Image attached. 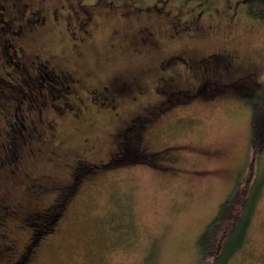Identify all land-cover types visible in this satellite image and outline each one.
Instances as JSON below:
<instances>
[{
	"label": "rangeland",
	"instance_id": "rangeland-1",
	"mask_svg": "<svg viewBox=\"0 0 264 264\" xmlns=\"http://www.w3.org/2000/svg\"><path fill=\"white\" fill-rule=\"evenodd\" d=\"M203 2L0 0L10 24L0 22V157L15 146L18 159L0 166V195L17 211L0 224V264L53 210L26 264H198L197 236L249 171L250 108L264 81V18L242 0ZM21 13L31 21L13 36ZM174 55L197 62L159 67ZM205 58L209 71L198 65ZM46 63L40 86L32 65ZM106 95L114 108L98 103ZM253 165L258 180L264 152ZM34 181L47 189L31 191ZM227 264H264V183L247 242Z\"/></svg>",
	"mask_w": 264,
	"mask_h": 264
},
{
	"label": "trees",
	"instance_id": "trees-1",
	"mask_svg": "<svg viewBox=\"0 0 264 264\" xmlns=\"http://www.w3.org/2000/svg\"><path fill=\"white\" fill-rule=\"evenodd\" d=\"M194 1L199 2L198 4H200V2L204 3L203 1L205 0ZM242 1L245 3V12L248 16L253 18H264V0ZM259 91H261L263 99L256 102L255 105L252 104L250 108V146L252 161L250 163L249 171L247 175L237 179L226 198L219 204L214 217L197 236L195 244L198 255V264H227L239 250L244 248L247 242L248 231L261 197L264 183V176L258 180L253 176V160L264 152V81L262 82ZM23 96L24 95H21V97ZM144 121L145 120L140 124L142 128L145 126ZM5 152L6 151H4V154ZM105 166L107 165H94V167ZM90 168L91 166H87L86 168L81 169L77 175L80 176V173L88 174V172L92 171ZM50 213L51 215L44 216L48 218V220L42 218L46 221L43 220L44 223L40 222L39 227H35V225L39 223L35 222V225H33L34 227L30 228V231L32 230L30 247L36 245L39 239L49 232L51 229L50 222L56 220L59 211L57 212V210H53ZM0 246L4 247V245ZM209 258L211 259L210 263Z\"/></svg>",
	"mask_w": 264,
	"mask_h": 264
},
{
	"label": "flooded vegetation",
	"instance_id": "flooded-vegetation-1",
	"mask_svg": "<svg viewBox=\"0 0 264 264\" xmlns=\"http://www.w3.org/2000/svg\"><path fill=\"white\" fill-rule=\"evenodd\" d=\"M61 6H62V4H60ZM4 7L5 6H3V5H1L0 6V10L1 9H4ZM30 13V15L32 16H34V18H32L33 19V23L34 24H36V23H39V22H41V23H44V20H45V16H44V14H42V15H39V13L37 12V11H35V10H33V11H30L29 12ZM24 14H26V13H21V16L23 17V19H24V24H22V23H17V28H18V31H16V30H12V32H11V34L13 35V36H17V35H19V33H21V31H22V27L23 26H25V25H27V23H30V18H27V17H24ZM72 13H69V15H71ZM0 15H2V12H0ZM50 15H51V18L53 19V20H56L57 18H58V16L59 15H57L56 14V12L55 11H51V13H50ZM77 22H76V24H77V27L79 28V26L81 25V24H83V23H85V20L83 19V21H82V23H81V21L79 20V18L76 20ZM0 22L1 23H3L4 24V27H2V28H4L5 29V27H10V24L9 23H7L6 21H5V19L3 18V17H0ZM69 23V21L67 20L66 22H65V24H68ZM6 25V26H5ZM173 25H175V24H173ZM73 27H74V25H73ZM180 27V26H179ZM80 29V28H79ZM85 31V30H84ZM176 31V30H175ZM140 32H141V41L142 42H145V43H147L148 42V40H149V37H150V35L152 34V32L151 31H149L148 29H147V27L146 26H144L141 30H140ZM12 44H10V46H11ZM13 51H16L15 49L13 50ZM14 55H17V53H15ZM172 58V59H171ZM171 58L170 57H168V58H166V59H164V60H162L161 62H160V68L161 69H168L170 66H171V64H172V62H173V65H175L176 64V62H179L180 61V63H182V65L183 66H185L186 68H189L190 69V66H192L195 62H197L196 60L195 61H192L191 59L187 62V61H181V60H179V59H183L184 57L183 56H179V55H174L173 57L171 56ZM211 60L209 59L208 60V58L206 59H203L202 60V62H199L198 63V65L200 66V67H203L205 70H210L209 69V67L207 66V62H210ZM229 61V60H228ZM9 62V61H8ZM47 62V61H46ZM194 62V63H193ZM225 62H227V61H225ZM231 62V61H230ZM229 62V63H230ZM9 63H11V61L9 62ZM13 64H14V66L15 67H18L19 68V71H20V74H22L23 75V73H26V76H29V71H27L25 68H22V66H21V62H12ZM228 63V64H229ZM192 64V65H191ZM45 66H47V63L46 64H42L41 66L39 65V64H35V65H32V67H34V75H35V78H37V81H38V83H40V86L43 84L42 82H43V80H44V76L42 75V72H40L41 71V69H42V67H45ZM216 67H217V65H216ZM53 72H52V74L53 75H55V71L54 70H52ZM33 72V71H32ZM57 73V72H56ZM44 74H46V72L44 73ZM47 76H48V74H47ZM62 76L63 77H65V74H64V71H62L61 69L59 70V72L56 74V78L57 79H59V80H63V78H62ZM46 78H48V77H46ZM21 79H23V78H21ZM204 84H209V83H207L206 81H205V83H201L200 85H204ZM197 86H199V84H197ZM196 86V87H197ZM195 87V88H196ZM107 88V86L106 85H103L102 86V88H99V87H95L94 89H96V90H90L89 91V93L91 92H95V93H98V95H100V94H103V90H105ZM194 88V93H199V90H200V88H196L195 89ZM100 92H99V91ZM97 91V92H96ZM181 91V90H180ZM175 93H179V91H177V90H175ZM92 98H93V100H95L97 97L95 96V98L92 96ZM109 97H108V95H106L105 97H101L100 98V100L98 101V103H100V104H102V105H106L107 103L108 104H110L109 105V107L110 108H114V106H115V104L113 103V101H112V99L109 101V100H107ZM177 98V97H176ZM176 98H174V99H176ZM178 98H179V96H178ZM112 101V102H111ZM94 102V101H93ZM23 110V108L19 105V104H15V110ZM40 112V111H39ZM39 112H38V114H37V116H39ZM17 115V116H16ZM141 114H139V116H140ZM137 117V116H136ZM141 117V116H140ZM15 118L16 119H18V124H19V126H20V128L21 129H24L25 128V124H24V122H23V120H24V118H25V116L24 115H20V114H17V113H15ZM131 122H132V126H134V118L133 117H130V119H129ZM130 121H129V123H130ZM130 124L128 125V124H126V125H124L123 127H122V129H120L123 133H125V132H128V130H129V128H131L132 127ZM141 126V125H140ZM143 126V125H142ZM147 127V126H146ZM28 136H30V133H28ZM124 138H126V135L124 136ZM11 149V148H10ZM2 159H3V161H2ZM17 150H16V148H15V146L14 147H12V149L10 150V151H6L5 152V154L3 153L2 154V157H0V166H2V165H7V166H9L11 169H13V166H11V165H14L15 167L17 166V164L15 165V163L17 162ZM113 160H114V158L112 157V156H110L105 162H101L100 164H96V163H94V165L96 166H99V165H104V164H110V163H112L113 162ZM14 162V163H13ZM14 167V168H15ZM46 186L44 185L43 186V184L41 183V182H37V181H34V182H31L30 183V185L27 187L28 189L30 188V190L31 191H34V192H36L37 194H39L40 192H42V191H45L47 188H45ZM0 201H1V203H0V224H1V221H4V219H5V217L6 216H8V215H11V216H13V217H15L16 215H14V214H16V210L11 206V204L9 203V202H6L5 201V199H4V197H2L1 195H0ZM13 215H12V214ZM17 217V216H16ZM16 217H15V219H16ZM32 231V230H31ZM31 231H30V234H31ZM3 236V233H0V237H2ZM29 237H30V239H29V241L27 242V243H25L24 244V246H23V249H22V251L19 253V255L18 256H16V257H14L13 258V260H11V261H9V263L8 262H6V264H15V263H17V264H26L30 259H31V255L33 254V252H34V249H33V247L31 246L30 247V241H31V235H29ZM29 247V248H28ZM4 249H5V246L3 247ZM34 255H35V253H34Z\"/></svg>",
	"mask_w": 264,
	"mask_h": 264
}]
</instances>
